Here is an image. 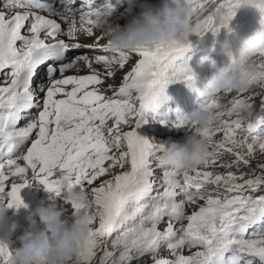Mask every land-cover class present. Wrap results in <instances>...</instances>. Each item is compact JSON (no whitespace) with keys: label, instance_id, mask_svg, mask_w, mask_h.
<instances>
[{"label":"snow or ice","instance_id":"snow-or-ice-1","mask_svg":"<svg viewBox=\"0 0 264 264\" xmlns=\"http://www.w3.org/2000/svg\"><path fill=\"white\" fill-rule=\"evenodd\" d=\"M110 7L109 0H3L0 201L27 207L20 191L32 180L49 199L60 197L62 178L87 190L93 218L78 264H264V117L253 116L254 104L264 110V77L208 96L189 67L190 41L164 46L158 56L112 51L99 35L78 42L94 36L95 14ZM191 7V34L215 37L229 28L238 3L191 0ZM254 63L264 72V53ZM173 83L200 98L212 116L207 127L190 124L179 109L157 113ZM149 113L162 128L202 137L205 163L193 171L163 167L165 143L137 133ZM255 159L262 162L253 168ZM10 253L0 243V264Z\"/></svg>","mask_w":264,"mask_h":264},{"label":"clouds","instance_id":"clouds-1","mask_svg":"<svg viewBox=\"0 0 264 264\" xmlns=\"http://www.w3.org/2000/svg\"><path fill=\"white\" fill-rule=\"evenodd\" d=\"M149 1L156 0H109L111 7L95 14L92 27L102 33L112 51L149 49L158 56L164 46L186 45L190 41L191 47L187 52L189 67L197 85L203 86L208 96L228 90L239 91L250 81L264 77V72L254 63L256 55L264 53V0H237L238 8L229 22V28L221 29L215 37L207 33L200 38L192 35L189 28L195 16L191 0H158L156 4ZM122 5H127L128 10L132 9L131 13L137 8L140 10L123 28H113L109 17ZM222 46L233 50L231 56L235 62L229 63V57L220 54ZM199 47L204 49H195ZM198 65L208 70L202 71ZM202 79L208 80L205 82ZM173 85H168L167 89ZM257 115L264 117V110L253 106V116ZM250 116L251 112L246 111L242 119L246 122ZM183 118L194 126L205 128L212 116L198 105L183 113ZM147 127L152 132L162 131L155 125L149 124ZM166 129L169 130H165V133L171 137L170 133L174 129ZM258 131L264 132V124ZM208 154L209 148L202 137L175 136L171 137V142L161 152L159 163L177 171H193L205 163ZM257 161L259 159L253 160L256 164ZM251 167L254 168L253 164ZM29 186L31 182L25 187ZM25 187L24 204L27 207L22 208H25L27 215L24 225L15 221L10 225L12 232L19 229L20 234L16 236L19 246L11 250L8 264H78L77 257L88 239V228L93 218L88 191L69 187L68 181L62 178L59 198L63 204L58 206L56 199H49L50 193L43 184H37L39 189L36 193L43 200L40 204L32 193H27ZM64 204L75 205L82 211L69 214ZM9 210L16 215L19 209L9 208L0 201V225Z\"/></svg>","mask_w":264,"mask_h":264},{"label":"rangeland","instance_id":"rangeland-1","mask_svg":"<svg viewBox=\"0 0 264 264\" xmlns=\"http://www.w3.org/2000/svg\"><path fill=\"white\" fill-rule=\"evenodd\" d=\"M148 2V1H146ZM149 3H152V4H156L158 3V0L154 1V2H150ZM139 8H137L133 13H131L128 17H126L125 19H123L120 23H119V28H122V25L125 26L134 16L137 15V13L139 12ZM106 43V40L103 38L102 40V44ZM101 44V43H100ZM132 66V63L130 62L128 64V67H126V72L131 68ZM79 72V71H78ZM78 72H74V74H77ZM71 73V72H70ZM69 73V74H70ZM120 73V72H118ZM117 73V74H118ZM119 77V81H114L116 84H119L120 82V76ZM118 82V83H117ZM259 98H257V102H258ZM253 106H255L256 108L260 107L259 104H254ZM147 124V123H146ZM144 124L142 125L139 129H137V133L145 138H148L150 140H153V141H156V142H163L165 143V145L168 143V142H171V137H183L185 138L186 136L190 135V133H186L185 131H182V130H178V129H174L170 134H171V137L165 133V130H167L166 128H163V130L159 133L157 132H152L148 127L147 125ZM149 125V124H148ZM151 126V125H150ZM125 130H128L127 128H125ZM226 160L230 159V157H225ZM258 162H262V161H257ZM254 168L256 167V163H254L252 161V163ZM218 171H223V169H217ZM107 177H105L106 179ZM97 183H99V181H97ZM37 184H38V181L36 180H32L31 181V186L29 187H25L26 188V191L27 193L29 194H33L35 196L36 199H38V203L40 204L43 200L40 198L39 195H37L38 193H36L37 189H39L37 187ZM24 188L21 189L20 191V197L24 203V200H25V197H26V193L24 192L23 190ZM55 203H57V205H62L63 202L60 200V198H57ZM27 206V205H26ZM65 208H68L69 209V214H71V210H70V206L69 205H66L64 204L63 205ZM192 209H189V212L191 211ZM27 215V212H25V208H20L17 212L16 215H13L12 211L9 210L7 216H6V219L5 221L0 225V243H3L5 245H7V247L12 250V249H15L16 247L19 246L17 240H16V236H18L20 234V230L17 229L15 232H12L10 230V225L15 221V222H18L19 224L21 225H24L25 224V216ZM187 254V253H186ZM162 255H167L166 252L162 253ZM149 264H151V261H149Z\"/></svg>","mask_w":264,"mask_h":264},{"label":"bare ground","instance_id":"bare-ground-1","mask_svg":"<svg viewBox=\"0 0 264 264\" xmlns=\"http://www.w3.org/2000/svg\"><path fill=\"white\" fill-rule=\"evenodd\" d=\"M77 23L79 24V22L77 21ZM100 34V33H99ZM95 36L94 35L93 37L91 38H85L83 35H80L78 36V42H80L81 44H92L94 42V39H95ZM66 39V38H65ZM86 51V50H85ZM126 72V70H123L122 72L118 73L117 76H116V79L115 81H119V77L118 76H122L124 73ZM68 72L67 74L68 75H71V74H74V72ZM78 75H83V74H87V71H84V72H78L77 73ZM106 83H113V81L109 80L108 82ZM118 83V82H117Z\"/></svg>","mask_w":264,"mask_h":264}]
</instances>
